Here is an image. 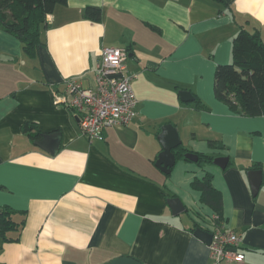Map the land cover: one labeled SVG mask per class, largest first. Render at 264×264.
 I'll return each instance as SVG.
<instances>
[{"label": "crops", "instance_id": "obj_1", "mask_svg": "<svg viewBox=\"0 0 264 264\" xmlns=\"http://www.w3.org/2000/svg\"><path fill=\"white\" fill-rule=\"evenodd\" d=\"M92 7L101 9L100 22L87 18ZM242 28L259 30L264 41V0H68L46 17L35 59L0 30V208L23 222L16 241L0 239V264H109L119 257L215 264L191 219L203 226L216 219L193 187L209 175L223 197L221 228L242 237L239 264H264V117L239 116L214 92L216 69L232 63ZM106 47L128 50L136 116L90 141L63 100L69 81L96 88ZM183 91L202 108L183 102ZM26 123L39 138L23 131ZM169 124L187 153L227 157L228 166L195 163L186 153L162 173L158 135ZM53 133L60 139L52 155L37 142ZM181 161L198 167L186 175V192L173 179ZM257 164L262 185L253 196L248 172ZM171 198L185 207L178 216Z\"/></svg>", "mask_w": 264, "mask_h": 264}, {"label": "trees", "instance_id": "obj_2", "mask_svg": "<svg viewBox=\"0 0 264 264\" xmlns=\"http://www.w3.org/2000/svg\"><path fill=\"white\" fill-rule=\"evenodd\" d=\"M68 0H0V30L16 37L23 45L24 53L31 59L38 57V51L43 45L42 29L46 17L52 14L58 5L66 4ZM224 1V0H220ZM87 18L100 22L102 11L99 8H89ZM128 52V50H127ZM233 61L228 65H220L215 72L214 92L216 98L229 109L243 117H264V41L259 30L250 32L242 28L233 39ZM197 108H202L196 97ZM36 125L26 123L23 131L33 139L40 137ZM187 150L180 145L175 156L184 157ZM214 158L201 155L200 164L211 163ZM252 169L261 170L259 164ZM193 187L201 193L203 204L215 214L216 219L204 220L205 226L193 217L192 232L197 229L213 233V223L221 227L223 222V197L212 182L209 175L203 179H196ZM19 213L8 207L0 208V239L3 243L13 242V234L18 236L23 228V222L18 221ZM211 224V225H210ZM212 226V230L210 227Z\"/></svg>", "mask_w": 264, "mask_h": 264}, {"label": "built area", "instance_id": "obj_3", "mask_svg": "<svg viewBox=\"0 0 264 264\" xmlns=\"http://www.w3.org/2000/svg\"><path fill=\"white\" fill-rule=\"evenodd\" d=\"M127 59L126 49L106 47L97 67L94 90L84 89L76 81L67 85L69 99L63 103L80 116L81 128L90 141H103L107 128L128 126L136 116L138 101L133 90L134 77L126 73ZM211 234L209 251L215 264H239L245 260L240 250L241 236L219 226Z\"/></svg>", "mask_w": 264, "mask_h": 264}, {"label": "water", "instance_id": "obj_4", "mask_svg": "<svg viewBox=\"0 0 264 264\" xmlns=\"http://www.w3.org/2000/svg\"><path fill=\"white\" fill-rule=\"evenodd\" d=\"M230 2V0H225ZM181 100L185 103L193 102L195 99L189 91H183L180 93ZM80 122V118L77 117ZM60 134L53 133L50 135H45L42 141H38L37 145L49 152L50 154H55L59 148ZM158 140L162 145L163 151L160 153L155 166L165 174H170L171 169L176 163V156L174 150L178 148L182 142L179 137L177 129L169 124L161 128V132L158 135ZM185 158L197 163L199 161V156L193 153H187ZM229 158L227 157H217L214 159L213 164L220 169H225L228 166ZM248 177L251 184V190L253 196H257L261 185H262V172L260 170H253L248 172ZM169 207L172 210L174 216L180 215L185 211V207L179 198H171L168 200ZM202 241H204L208 246L211 244L212 234L205 232L201 229H197L194 233ZM109 264H142L140 261L131 257H119L111 261Z\"/></svg>", "mask_w": 264, "mask_h": 264}, {"label": "rangeland", "instance_id": "obj_5", "mask_svg": "<svg viewBox=\"0 0 264 264\" xmlns=\"http://www.w3.org/2000/svg\"><path fill=\"white\" fill-rule=\"evenodd\" d=\"M185 140L187 141L188 138L185 139ZM183 165H185V166H183ZM187 167H190V169L187 168ZM195 169H198L196 164H194L192 162H185V161L179 162V164L177 165V167L175 169V174L173 176V179L174 180L175 179L179 180V181L177 180L179 182V186L182 187V190L185 191V192L188 189H190V186H189V188L187 187L188 186V181H187L186 175H190V171H193ZM186 171H188V172L186 173ZM193 193H195V192H193Z\"/></svg>", "mask_w": 264, "mask_h": 264}]
</instances>
